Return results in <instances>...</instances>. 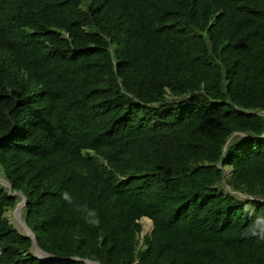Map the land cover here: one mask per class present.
I'll return each instance as SVG.
<instances>
[{
	"label": "trees",
	"instance_id": "1",
	"mask_svg": "<svg viewBox=\"0 0 264 264\" xmlns=\"http://www.w3.org/2000/svg\"><path fill=\"white\" fill-rule=\"evenodd\" d=\"M0 174L69 264H264V0H0Z\"/></svg>",
	"mask_w": 264,
	"mask_h": 264
},
{
	"label": "clouds",
	"instance_id": "2",
	"mask_svg": "<svg viewBox=\"0 0 264 264\" xmlns=\"http://www.w3.org/2000/svg\"><path fill=\"white\" fill-rule=\"evenodd\" d=\"M61 198L68 204L73 205V197L68 192H63ZM76 211H78L86 223L92 226H98L100 221L98 213L95 209H90L87 204L76 205ZM152 232V230H151ZM247 235L258 237L261 240H264V218L258 217L254 224L248 229Z\"/></svg>",
	"mask_w": 264,
	"mask_h": 264
},
{
	"label": "rangeland",
	"instance_id": "3",
	"mask_svg": "<svg viewBox=\"0 0 264 264\" xmlns=\"http://www.w3.org/2000/svg\"><path fill=\"white\" fill-rule=\"evenodd\" d=\"M4 178L2 177V175L0 174V183L2 184ZM18 193V197H20V201L11 209L9 210L8 212V217L11 221L12 224H14V226L17 228L18 231H20L22 234H25L26 233V227H25V220H24V216H25V207L23 208H19V205L21 204L22 202V197L21 195H19L20 193ZM142 224H143V230H142V233L141 235H145L146 233L148 232H151L152 230V221L149 219V218H143L141 220ZM33 253H36L35 249L32 248L31 249ZM39 254L46 260L52 262L54 260V258L48 254H45V253H42L40 251H38Z\"/></svg>",
	"mask_w": 264,
	"mask_h": 264
},
{
	"label": "water",
	"instance_id": "4",
	"mask_svg": "<svg viewBox=\"0 0 264 264\" xmlns=\"http://www.w3.org/2000/svg\"><path fill=\"white\" fill-rule=\"evenodd\" d=\"M2 185H4L5 187L9 188V190H10V194H11L12 197L18 196V193H17V192H13L12 186H11V185H10L5 179L3 180ZM19 195H21V197H22V202H21V204L19 205V208H23V207H25L26 204H27V198H26V196H25L24 194H21V193H20ZM24 224H25V227H26V233H25L24 235H26V236L32 238V242H33V244H32L31 249L34 248L35 251H36V253H34L35 257H37V258L41 259L42 261H45V262H47V263H49V264H50V263H58V262H62V263H64V264H69V263H72V262H74L75 260H78V259H79V258H77V257L59 258V257H57V256H55V255H53V254H50V253L44 251V250L39 246V243H38V240H37L35 234L32 232V230L29 228V226H28L26 223H24ZM38 251H40V252H42V253H45V254H48V255L52 256V257L54 258V260H53L52 262H50V261L44 259V258L39 254ZM85 261H86L87 263H89V264H100V263L97 262V261H91V260H88V259H85Z\"/></svg>",
	"mask_w": 264,
	"mask_h": 264
}]
</instances>
